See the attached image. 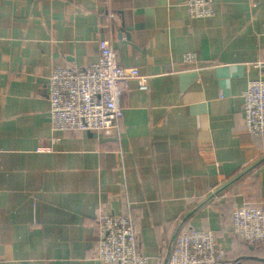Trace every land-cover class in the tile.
Wrapping results in <instances>:
<instances>
[{"label":"crops","instance_id":"0c3cea01","mask_svg":"<svg viewBox=\"0 0 264 264\" xmlns=\"http://www.w3.org/2000/svg\"><path fill=\"white\" fill-rule=\"evenodd\" d=\"M212 1L191 19L185 0H0V264H102L98 214L130 215L148 264L183 229L210 230L222 264H264L230 231L236 208L264 209V137L242 115L264 0ZM102 39L147 90L128 81L117 133L53 131L50 73L96 63Z\"/></svg>","mask_w":264,"mask_h":264},{"label":"built area","instance_id":"2783aa9c","mask_svg":"<svg viewBox=\"0 0 264 264\" xmlns=\"http://www.w3.org/2000/svg\"><path fill=\"white\" fill-rule=\"evenodd\" d=\"M191 19L214 16L212 0H185ZM98 61L84 68H54L48 77L50 126L57 132L117 133L123 115L121 98L130 80L146 91L147 78L137 68L120 65L110 40L98 42ZM193 54L185 64L195 62ZM257 66L262 68L260 63ZM242 115L251 137H264V77L250 80L242 94ZM96 257L102 264H148L138 249L130 215L98 214ZM231 233L248 244L264 242V209L243 206L231 215ZM224 250L210 230L183 229L175 238L166 264H222Z\"/></svg>","mask_w":264,"mask_h":264},{"label":"trees","instance_id":"16d2710c","mask_svg":"<svg viewBox=\"0 0 264 264\" xmlns=\"http://www.w3.org/2000/svg\"><path fill=\"white\" fill-rule=\"evenodd\" d=\"M244 242V241H243ZM246 243V242H245ZM247 245H252V246H255V247H257V246H259V245H262V244H264V242L263 243H261V244H248V243H246ZM225 261H226V259H225ZM224 261V262H225ZM229 264H231V263H229Z\"/></svg>","mask_w":264,"mask_h":264}]
</instances>
